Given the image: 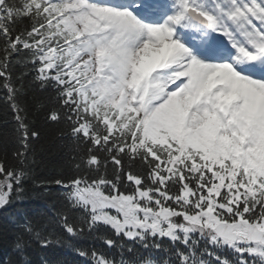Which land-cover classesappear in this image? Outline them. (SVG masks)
Returning <instances> with one entry per match:
<instances>
[{
    "label": "snow or ice",
    "instance_id": "snow-or-ice-1",
    "mask_svg": "<svg viewBox=\"0 0 264 264\" xmlns=\"http://www.w3.org/2000/svg\"><path fill=\"white\" fill-rule=\"evenodd\" d=\"M32 85L50 95L30 110ZM0 103V211L29 180L60 190L15 225L24 264L32 242L87 264H264V0H0ZM39 112L70 175H35Z\"/></svg>",
    "mask_w": 264,
    "mask_h": 264
},
{
    "label": "trees",
    "instance_id": "trees-1",
    "mask_svg": "<svg viewBox=\"0 0 264 264\" xmlns=\"http://www.w3.org/2000/svg\"><path fill=\"white\" fill-rule=\"evenodd\" d=\"M17 73L23 71L17 67ZM31 80V76L26 77L25 83ZM50 95V91H41L38 86L32 85L29 87L27 96L24 98L30 110L38 101L45 100ZM10 120L7 108L3 103H0V132L5 130L4 121ZM36 127L40 130V139L32 141V147L35 151L36 165L34 166L35 175L38 178L53 177L58 174L70 175L71 169L67 163L71 153L66 140H61L57 136V128L55 125H48L43 121V113L39 112L35 119ZM10 127V125H9ZM14 144L9 140L5 141L0 136V152L7 151L11 154ZM28 189L27 198L23 202H14L8 208L0 211V256H10L14 264H24L21 258L12 250V244L15 239L16 232L20 229L16 228V224L23 223L25 219H31L35 222L43 223L46 218L48 206L52 203H60L59 189L52 188L49 195H42V189L34 188L32 181L26 182ZM15 219V224L10 223V220ZM50 230L53 228L49 225ZM55 231L64 235L59 228ZM101 232H106L112 235L107 229H101ZM82 247L95 246L101 248L107 254L115 255L117 249H108L100 244L99 241L91 239L85 241H74ZM26 264H41L42 258H47L57 264H87V261L76 256L71 251L58 246L49 248H41L35 242L25 249ZM159 255V254H158Z\"/></svg>",
    "mask_w": 264,
    "mask_h": 264
}]
</instances>
